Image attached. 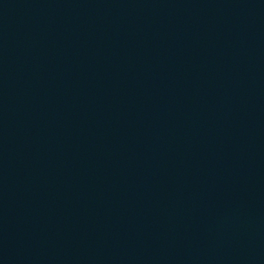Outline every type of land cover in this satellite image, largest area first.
Masks as SVG:
<instances>
[{"label": "water", "instance_id": "95a60500", "mask_svg": "<svg viewBox=\"0 0 264 264\" xmlns=\"http://www.w3.org/2000/svg\"><path fill=\"white\" fill-rule=\"evenodd\" d=\"M0 264H264V0H0Z\"/></svg>", "mask_w": 264, "mask_h": 264}]
</instances>
